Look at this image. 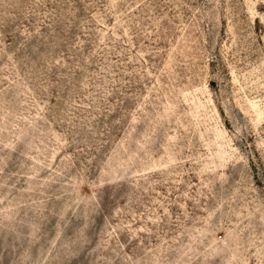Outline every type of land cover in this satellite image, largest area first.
I'll return each instance as SVG.
<instances>
[{
	"label": "rangeland",
	"instance_id": "obj_1",
	"mask_svg": "<svg viewBox=\"0 0 264 264\" xmlns=\"http://www.w3.org/2000/svg\"><path fill=\"white\" fill-rule=\"evenodd\" d=\"M0 264H264V0H0Z\"/></svg>",
	"mask_w": 264,
	"mask_h": 264
}]
</instances>
